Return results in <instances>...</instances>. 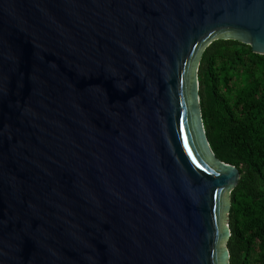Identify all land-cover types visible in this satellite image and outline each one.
Instances as JSON below:
<instances>
[{
  "label": "water",
  "instance_id": "water-1",
  "mask_svg": "<svg viewBox=\"0 0 264 264\" xmlns=\"http://www.w3.org/2000/svg\"><path fill=\"white\" fill-rule=\"evenodd\" d=\"M219 39L264 55V0H0V264H229Z\"/></svg>",
  "mask_w": 264,
  "mask_h": 264
},
{
  "label": "trees",
  "instance_id": "trees-1",
  "mask_svg": "<svg viewBox=\"0 0 264 264\" xmlns=\"http://www.w3.org/2000/svg\"><path fill=\"white\" fill-rule=\"evenodd\" d=\"M203 122L215 156L240 172L231 194L229 264H264V55L219 39L199 66Z\"/></svg>",
  "mask_w": 264,
  "mask_h": 264
}]
</instances>
